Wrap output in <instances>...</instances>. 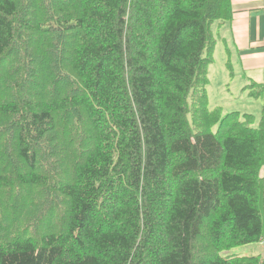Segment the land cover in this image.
Segmentation results:
<instances>
[{
	"label": "trees",
	"instance_id": "16d2710c",
	"mask_svg": "<svg viewBox=\"0 0 264 264\" xmlns=\"http://www.w3.org/2000/svg\"><path fill=\"white\" fill-rule=\"evenodd\" d=\"M231 15L0 0V264H264L221 254L264 238V120L206 92Z\"/></svg>",
	"mask_w": 264,
	"mask_h": 264
},
{
	"label": "crops",
	"instance_id": "0c3cea01",
	"mask_svg": "<svg viewBox=\"0 0 264 264\" xmlns=\"http://www.w3.org/2000/svg\"><path fill=\"white\" fill-rule=\"evenodd\" d=\"M231 10L229 20L212 26L209 105L251 114L257 126L264 120V0H231Z\"/></svg>",
	"mask_w": 264,
	"mask_h": 264
},
{
	"label": "rangeland",
	"instance_id": "374dc122",
	"mask_svg": "<svg viewBox=\"0 0 264 264\" xmlns=\"http://www.w3.org/2000/svg\"><path fill=\"white\" fill-rule=\"evenodd\" d=\"M3 61H4V63L2 65V70L10 62V61H8L7 58L3 59ZM206 92H207V96H208L209 91L207 89V86H206ZM211 94H212V92H211ZM209 97H210V95H209ZM208 101H209V98H208ZM209 107H210V105H209ZM215 108L221 109L220 107H215ZM226 111H229V110H226ZM222 112H223V114L227 113V112H224L223 110H222ZM32 195H34V194H32ZM1 205L3 206V204H1ZM2 209H4V211H5V208L2 207ZM50 209H51V204L46 203V206L44 207V210L41 213V216H39L38 218H40V217L47 218L48 217L47 215H49L48 211L50 212ZM0 212H1V209H0ZM5 213H6V216L4 214H0V218H20L17 215L16 216L11 215L10 212H5ZM221 254L223 256L224 255H239V256L261 255V257H262L264 254V239L260 240L258 242H255V243H250V244H246V245H240V246L232 247L228 250L223 251Z\"/></svg>",
	"mask_w": 264,
	"mask_h": 264
},
{
	"label": "bare ground",
	"instance_id": "6f19581e",
	"mask_svg": "<svg viewBox=\"0 0 264 264\" xmlns=\"http://www.w3.org/2000/svg\"><path fill=\"white\" fill-rule=\"evenodd\" d=\"M208 73V72H207ZM221 108V107H220ZM225 108V107H224Z\"/></svg>",
	"mask_w": 264,
	"mask_h": 264
}]
</instances>
